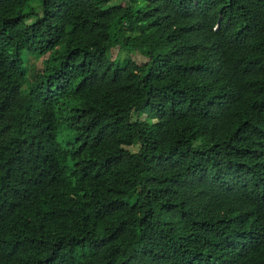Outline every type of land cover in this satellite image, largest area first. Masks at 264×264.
Returning <instances> with one entry per match:
<instances>
[{
	"label": "trees",
	"instance_id": "trees-1",
	"mask_svg": "<svg viewBox=\"0 0 264 264\" xmlns=\"http://www.w3.org/2000/svg\"><path fill=\"white\" fill-rule=\"evenodd\" d=\"M113 1L0 0V264H264V0Z\"/></svg>",
	"mask_w": 264,
	"mask_h": 264
},
{
	"label": "rangeland",
	"instance_id": "rangeland-1",
	"mask_svg": "<svg viewBox=\"0 0 264 264\" xmlns=\"http://www.w3.org/2000/svg\"><path fill=\"white\" fill-rule=\"evenodd\" d=\"M119 2H121V0H114L113 4H116V3H119ZM120 53L121 52L119 51V47H115L112 50L113 58L115 59ZM126 58L133 59L139 65L145 64L148 61L147 57L145 55L141 54L140 52H131V53L125 52V53L121 54V56L119 58L120 59L119 62H124V60ZM134 118H136V116ZM131 149L134 150V151H137L139 149V146H133Z\"/></svg>",
	"mask_w": 264,
	"mask_h": 264
}]
</instances>
